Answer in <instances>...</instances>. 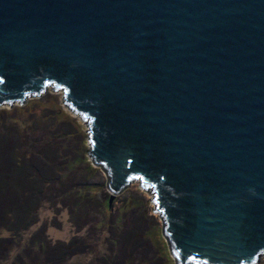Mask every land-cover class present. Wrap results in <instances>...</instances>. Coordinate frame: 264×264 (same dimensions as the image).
Masks as SVG:
<instances>
[{"label":"water","instance_id":"95a60500","mask_svg":"<svg viewBox=\"0 0 264 264\" xmlns=\"http://www.w3.org/2000/svg\"><path fill=\"white\" fill-rule=\"evenodd\" d=\"M49 86L175 264L264 255V0H0V104Z\"/></svg>","mask_w":264,"mask_h":264},{"label":"rangeland","instance_id":"374dc122","mask_svg":"<svg viewBox=\"0 0 264 264\" xmlns=\"http://www.w3.org/2000/svg\"><path fill=\"white\" fill-rule=\"evenodd\" d=\"M88 128L60 88L0 104V264H175L153 192L111 193Z\"/></svg>","mask_w":264,"mask_h":264},{"label":"trees","instance_id":"16d2710c","mask_svg":"<svg viewBox=\"0 0 264 264\" xmlns=\"http://www.w3.org/2000/svg\"><path fill=\"white\" fill-rule=\"evenodd\" d=\"M10 156H11V155H9V157H10ZM7 173H8V172H7ZM4 176H6V175H4ZM4 176H3V177H4ZM1 183H3V182H1Z\"/></svg>","mask_w":264,"mask_h":264}]
</instances>
